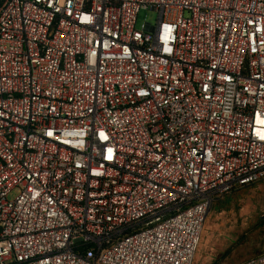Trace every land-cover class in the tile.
Returning <instances> with one entry per match:
<instances>
[{
	"label": "built area",
	"instance_id": "built-area-1",
	"mask_svg": "<svg viewBox=\"0 0 264 264\" xmlns=\"http://www.w3.org/2000/svg\"><path fill=\"white\" fill-rule=\"evenodd\" d=\"M263 180L264 0H0V264H195Z\"/></svg>",
	"mask_w": 264,
	"mask_h": 264
},
{
	"label": "rangeland",
	"instance_id": "rangeland-1",
	"mask_svg": "<svg viewBox=\"0 0 264 264\" xmlns=\"http://www.w3.org/2000/svg\"><path fill=\"white\" fill-rule=\"evenodd\" d=\"M158 20L157 11L143 9L137 29L142 30L145 23L154 26ZM17 195L15 189L9 199ZM229 196L210 211L195 264H241L264 253V180Z\"/></svg>",
	"mask_w": 264,
	"mask_h": 264
},
{
	"label": "trees",
	"instance_id": "trees-1",
	"mask_svg": "<svg viewBox=\"0 0 264 264\" xmlns=\"http://www.w3.org/2000/svg\"><path fill=\"white\" fill-rule=\"evenodd\" d=\"M244 188H246V187H244ZM239 189H243V188H239ZM236 190H237V189H236ZM234 191H235V190H234ZM234 191H233V192H234ZM233 192H232V193H233ZM230 194H231V193H230ZM230 194H229V195H230ZM229 195H227V196H229ZM227 196H226V197H227ZM226 197H225V198H226ZM225 198H223V199H221V200H218L217 202H215V203H214V205H213V206H215V205H216V203H218L219 201L221 202V201L225 200ZM230 198H231V197L229 196V197L227 198V200H226V201H229V199H230Z\"/></svg>",
	"mask_w": 264,
	"mask_h": 264
}]
</instances>
